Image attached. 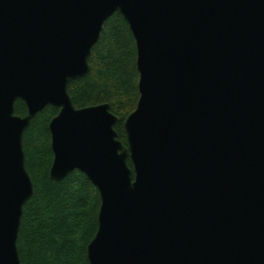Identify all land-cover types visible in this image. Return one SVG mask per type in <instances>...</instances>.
<instances>
[{"label": "water", "instance_id": "obj_1", "mask_svg": "<svg viewBox=\"0 0 264 264\" xmlns=\"http://www.w3.org/2000/svg\"><path fill=\"white\" fill-rule=\"evenodd\" d=\"M117 12L139 72L127 145L108 103L68 91ZM49 105L50 179L99 192L89 264H264V0H0V264H21L23 137Z\"/></svg>", "mask_w": 264, "mask_h": 264}, {"label": "trees", "instance_id": "obj_2", "mask_svg": "<svg viewBox=\"0 0 264 264\" xmlns=\"http://www.w3.org/2000/svg\"><path fill=\"white\" fill-rule=\"evenodd\" d=\"M137 48L129 25L115 13L103 25L91 51L90 72L69 84L74 106L108 103L119 118L115 130L124 145V123L140 97ZM15 113L26 116L17 100ZM59 110L47 106L32 120L23 137L25 164L34 194L24 207L18 235L21 264H89L87 246L98 229L100 196L85 174L76 170L62 182L50 179L53 161L49 123ZM128 165L132 167L130 160Z\"/></svg>", "mask_w": 264, "mask_h": 264}]
</instances>
